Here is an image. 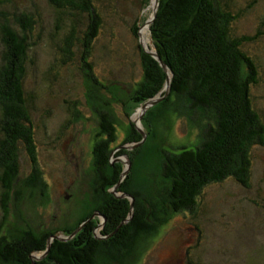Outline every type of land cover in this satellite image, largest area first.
<instances>
[{
  "label": "rangeland",
  "instance_id": "rangeland-1",
  "mask_svg": "<svg viewBox=\"0 0 264 264\" xmlns=\"http://www.w3.org/2000/svg\"><path fill=\"white\" fill-rule=\"evenodd\" d=\"M12 1L31 11L36 22L30 37L36 43L28 51L33 64L26 65L24 78L34 123L35 155L31 161L26 151L19 153L15 188L20 194L10 201L0 242L13 243L24 237L26 224L38 236L45 235L46 247L58 236L64 238L59 240L72 239L90 221L96 236H101V229H109L105 216L97 210L103 195L93 176L92 148L105 137L100 134V115L104 112L115 125L110 162H118L122 169L109 190L129 203L122 223L136 216L143 230H135L134 242H126V249L112 248L107 240L114 232L105 234L106 246L100 248L98 264H264L263 146L251 150L248 186L232 178L207 185L195 215L175 212L169 203L166 181L161 176L165 156L182 145H196L215 119L174 98L166 101L168 95L158 94L142 103L130 100L138 96L145 70L153 71L141 53L155 58L150 53L155 51L150 24L157 0H146V4L143 0H93L102 24L91 57L83 59L77 53L69 65L60 64L57 45L62 33L50 0ZM250 1L227 3L234 13H240L232 24L234 35L252 34L258 27L263 30L262 36L243 48L259 67V80L250 94L264 119V23L260 26L264 0H256L247 8ZM87 25L85 14L78 22L80 38ZM2 48L0 41V61ZM82 60L93 63L97 84L86 80ZM167 78L170 81L169 75ZM33 171L39 173L40 183L26 187ZM76 228V233L66 238ZM40 254L30 252V263L41 258Z\"/></svg>",
  "mask_w": 264,
  "mask_h": 264
},
{
  "label": "trees",
  "instance_id": "trees-1",
  "mask_svg": "<svg viewBox=\"0 0 264 264\" xmlns=\"http://www.w3.org/2000/svg\"><path fill=\"white\" fill-rule=\"evenodd\" d=\"M255 1L251 0L247 8ZM142 2L146 4L147 1ZM50 3L55 6L57 29L62 33L57 45L60 64L69 65L77 53L83 59L90 56L102 24L94 1L50 0ZM85 14L88 25L80 38L78 22ZM239 16L227 0H159L150 24L154 52L168 72L155 58L142 52V60L147 61L153 71L145 70L144 82H140L136 91L138 96L130 100L142 103L158 94L168 95L166 101L174 98L191 110H204L215 119V124L208 125L204 138L196 145H182L175 153L165 156L161 176L166 181L169 203L175 212L195 215L201 193L209 184L232 178L248 186L251 150L255 146L264 147V119L250 94V88L258 83L259 67L243 48L262 36L263 30L258 27L252 34L234 35L232 24ZM35 23L31 11L16 6L12 0H0V41L3 44L0 61V235L9 216L10 201L20 194L15 188L20 169L19 153L26 151L31 161L35 155L34 123L24 87L26 65L33 64L32 59H28V51L36 43L30 41ZM138 23L136 19L137 26ZM138 48L141 51L140 44ZM81 62L87 71L86 80L97 84L93 63ZM168 75L170 82L166 90ZM100 119V134L104 133L105 137L96 141L92 148L93 176L94 184L103 195L97 210L105 216L109 229H101V236H96L94 223L90 221L72 239H54L44 256L34 264H98L100 248L106 246L105 234L114 232L107 240L112 248L122 246L126 249V242H134L135 230H143L136 216L122 223L128 215L129 203L109 190L117 183L122 169L118 162H110V142L116 136L112 117L102 112ZM39 179V173L33 171L25 186L33 188L40 183ZM46 244L45 235L38 236L26 224L24 237L13 243L0 242V264H32L29 253H42Z\"/></svg>",
  "mask_w": 264,
  "mask_h": 264
},
{
  "label": "water",
  "instance_id": "water-1",
  "mask_svg": "<svg viewBox=\"0 0 264 264\" xmlns=\"http://www.w3.org/2000/svg\"><path fill=\"white\" fill-rule=\"evenodd\" d=\"M158 4H159V1L157 0L156 1V7L154 8V12H153V17H155V13H156V10H157V6H158ZM151 53V55H153L155 58H157V60H159L160 61V57H159V55L156 53V52H154V53H152V52H150ZM161 62V66L163 67V69H164V71H166L167 70V68H166V66H165V64H164V62L163 61H160ZM169 78H167L166 79V83H165V89L167 90L168 89V86H169ZM84 224V222L81 224V225H83ZM80 228V227H79ZM79 228H76L70 235H68V236H66V238H69V237H71L74 233H76V231L79 229ZM55 235H52L51 237H54ZM58 238L59 239H64L63 237H59L58 236ZM49 244H50V242H48V246L46 247V249L40 254V256L42 257L44 254H45V251L49 248Z\"/></svg>",
  "mask_w": 264,
  "mask_h": 264
},
{
  "label": "flooded vegetation",
  "instance_id": "flooded-vegetation-1",
  "mask_svg": "<svg viewBox=\"0 0 264 264\" xmlns=\"http://www.w3.org/2000/svg\"><path fill=\"white\" fill-rule=\"evenodd\" d=\"M82 228H83V226H82ZM82 228H81V229H82Z\"/></svg>",
  "mask_w": 264,
  "mask_h": 264
}]
</instances>
